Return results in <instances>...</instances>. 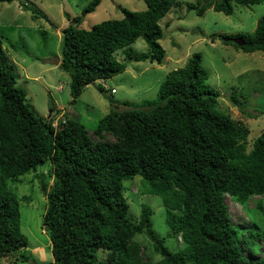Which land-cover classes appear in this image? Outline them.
<instances>
[{
    "label": "trees",
    "instance_id": "trees-1",
    "mask_svg": "<svg viewBox=\"0 0 264 264\" xmlns=\"http://www.w3.org/2000/svg\"><path fill=\"white\" fill-rule=\"evenodd\" d=\"M102 1L92 0L63 30L60 66L71 76L74 100L89 85L125 72L116 53L141 37L150 53L136 60L162 64L166 51L160 22L179 4L144 0L145 11L122 9V19L81 28ZM234 3L252 6L264 0H196L188 8L199 16L210 8L232 15ZM29 6L23 5L39 14ZM223 37L242 38L244 45ZM221 38L246 53L264 52V17L251 34ZM208 80L202 56L193 54L167 76L157 101L144 108H112L94 131L99 139L94 142L78 120L67 118L56 128V117L37 114L18 86L0 39V259L35 262L8 181L49 162L54 182L43 224L54 264H264V257H256L264 220L244 230L234 224L225 201L229 195L247 210L252 198L262 197L256 207L264 216V132L248 150L250 130L217 109L220 93ZM106 135L115 141H106ZM137 176L163 198L167 222L172 234L182 237L183 249L172 252L157 236L149 206H142L137 223L127 216L124 182ZM139 234L151 239L160 260L145 256L135 240Z\"/></svg>",
    "mask_w": 264,
    "mask_h": 264
},
{
    "label": "rangeland",
    "instance_id": "rangeland-1",
    "mask_svg": "<svg viewBox=\"0 0 264 264\" xmlns=\"http://www.w3.org/2000/svg\"><path fill=\"white\" fill-rule=\"evenodd\" d=\"M91 1H0V39L8 61L14 67L18 86L26 92L37 114L46 118L53 115L56 117L55 126L67 118L78 120L96 142L99 139L94 131L112 108H144L157 101L160 86L167 76L184 67L190 57L198 53L209 73L208 84L220 93L217 109L250 130L247 147L251 150L256 138L264 132V94L260 92L264 88V52L246 53L233 44H225L221 36L253 33L258 21L264 17V3L252 6L234 3L232 15L210 8L199 16L188 8L196 0H179V4L160 22L164 31L160 44L166 51L162 64L136 60L150 53L149 46L141 37L116 53L117 60L127 66L125 72L89 85L74 100L70 90L71 76L60 66L63 30L72 19L82 16ZM24 4L34 6L33 9L36 7L39 14L27 11ZM147 8L144 0H103L94 13L84 18L80 27L89 30L103 21L122 19V9L140 12ZM105 140L115 141L110 135H106ZM53 182L49 162L39 165L36 171L8 181L19 200L21 230L35 262L8 258L0 259V264H54L51 240L43 224L48 207L47 193ZM149 189L140 176L124 182V196L129 205L127 216L137 223L142 206H149L153 211V229L157 236L172 252L183 249L182 237L172 234L167 222L163 198ZM262 199L252 198L246 210L227 195L225 201L234 224L245 230L254 227L256 222H262L263 213L256 207V202ZM135 240L142 246L146 257L150 256L154 261L161 259L146 234L137 235ZM258 242L260 254L256 253V257H264V239ZM251 253L247 252V255Z\"/></svg>",
    "mask_w": 264,
    "mask_h": 264
},
{
    "label": "water",
    "instance_id": "water-1",
    "mask_svg": "<svg viewBox=\"0 0 264 264\" xmlns=\"http://www.w3.org/2000/svg\"><path fill=\"white\" fill-rule=\"evenodd\" d=\"M223 40L224 41H232V42H234L236 45H238V46H243L244 45V41H243V39L242 38H239V37H236V38H230V37H223Z\"/></svg>",
    "mask_w": 264,
    "mask_h": 264
},
{
    "label": "built area",
    "instance_id": "built-area-1",
    "mask_svg": "<svg viewBox=\"0 0 264 264\" xmlns=\"http://www.w3.org/2000/svg\"><path fill=\"white\" fill-rule=\"evenodd\" d=\"M54 127H57V126L54 125Z\"/></svg>",
    "mask_w": 264,
    "mask_h": 264
}]
</instances>
